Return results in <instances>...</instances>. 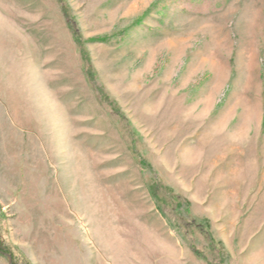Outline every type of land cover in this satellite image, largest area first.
<instances>
[{
  "label": "rangeland",
  "instance_id": "1",
  "mask_svg": "<svg viewBox=\"0 0 264 264\" xmlns=\"http://www.w3.org/2000/svg\"><path fill=\"white\" fill-rule=\"evenodd\" d=\"M0 243L264 264V0H0Z\"/></svg>",
  "mask_w": 264,
  "mask_h": 264
},
{
  "label": "trees",
  "instance_id": "2",
  "mask_svg": "<svg viewBox=\"0 0 264 264\" xmlns=\"http://www.w3.org/2000/svg\"><path fill=\"white\" fill-rule=\"evenodd\" d=\"M71 28V27H70ZM72 29V28H71ZM72 34H73V38L75 40L76 43L80 44V37H79V34L76 32V30H73L72 29ZM83 53V52H82ZM91 69L90 68H87V75L92 78V73L90 71ZM0 253L3 254V255H10L11 256V259L13 257V254L10 252L9 249H7L5 246H3L1 243H0ZM12 264V262H11Z\"/></svg>",
  "mask_w": 264,
  "mask_h": 264
},
{
  "label": "water",
  "instance_id": "3",
  "mask_svg": "<svg viewBox=\"0 0 264 264\" xmlns=\"http://www.w3.org/2000/svg\"><path fill=\"white\" fill-rule=\"evenodd\" d=\"M6 256L9 258V261L11 262V256H10V255H8V254H7Z\"/></svg>",
  "mask_w": 264,
  "mask_h": 264
}]
</instances>
